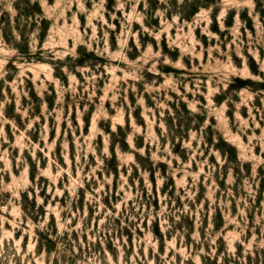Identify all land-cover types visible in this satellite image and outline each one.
<instances>
[{"label":"rangeland","instance_id":"obj_1","mask_svg":"<svg viewBox=\"0 0 264 264\" xmlns=\"http://www.w3.org/2000/svg\"><path fill=\"white\" fill-rule=\"evenodd\" d=\"M0 264H264V0H0Z\"/></svg>","mask_w":264,"mask_h":264},{"label":"trees","instance_id":"obj_2","mask_svg":"<svg viewBox=\"0 0 264 264\" xmlns=\"http://www.w3.org/2000/svg\"><path fill=\"white\" fill-rule=\"evenodd\" d=\"M184 107L185 109L190 112L186 107V105L184 104ZM119 137L121 139V142L126 145V134H119ZM111 152H112V158H108L105 160V162L107 163V165H109L110 167V171H113L115 174H117L118 172V163H117V157L115 155V150H114V145L112 144V147H111ZM110 162V163H108ZM31 178L34 180V172L33 174L31 175ZM50 242V244H52V241L51 240H48ZM53 245V244H52Z\"/></svg>","mask_w":264,"mask_h":264}]
</instances>
